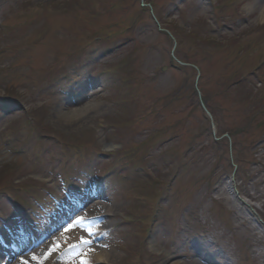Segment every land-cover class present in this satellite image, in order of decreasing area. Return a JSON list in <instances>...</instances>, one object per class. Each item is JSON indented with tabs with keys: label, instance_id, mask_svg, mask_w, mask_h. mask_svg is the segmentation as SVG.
Instances as JSON below:
<instances>
[{
	"label": "rangeland",
	"instance_id": "rangeland-1",
	"mask_svg": "<svg viewBox=\"0 0 264 264\" xmlns=\"http://www.w3.org/2000/svg\"><path fill=\"white\" fill-rule=\"evenodd\" d=\"M142 2L0 0L4 260L264 264V0Z\"/></svg>",
	"mask_w": 264,
	"mask_h": 264
},
{
	"label": "bare ground",
	"instance_id": "bare-ground-1",
	"mask_svg": "<svg viewBox=\"0 0 264 264\" xmlns=\"http://www.w3.org/2000/svg\"><path fill=\"white\" fill-rule=\"evenodd\" d=\"M259 4L260 3H262V0H259V2H258ZM260 16H261V18H264V7L261 9V12H260ZM78 114H76V115H74V116H72L70 119H69V122H76V120H78L80 117H82V115L85 113V111L84 112H77ZM95 209L97 210V205L96 206H94V209L91 207L90 209H89V214L90 215H92V216H95V215H97L96 213L97 212H99V211H97V212H95ZM77 233V232H76ZM75 233V235L77 236V234ZM71 236L72 237H75L73 234H71ZM56 239V238H55ZM57 240V241H56ZM55 241H54V243H52L53 242V240H51V241H49V242H47V244H46V247H48V249H51L53 246H55V244L57 243V242H59L60 240H62V241H64L65 240V238H64V236L62 237H60V238H58V239H56ZM52 243V244H51ZM45 250L46 248H41L40 249V251H42V250ZM89 255H90V257L91 258H93V259H95L97 262H107V261H109V254L107 253V252H105V251H102V250H96V249H89L88 250V252H87ZM14 260V261H13ZM20 261V260H19ZM18 259H13V257L12 256H10V257H8V259L6 260H4L3 258H1V255H0V264H11V263H15V264H19L18 262Z\"/></svg>",
	"mask_w": 264,
	"mask_h": 264
},
{
	"label": "trees",
	"instance_id": "trees-1",
	"mask_svg": "<svg viewBox=\"0 0 264 264\" xmlns=\"http://www.w3.org/2000/svg\"><path fill=\"white\" fill-rule=\"evenodd\" d=\"M157 20L160 21V17H157ZM251 99H252V97L248 94H245L242 97L241 101H242V103L245 104V107H242L244 111L243 110L242 111L246 115L247 120L251 119L249 122H251L252 120H255L256 125L258 127H264V109L261 112H258V109L255 106L253 107V105H252V107H253L252 108L250 106V104H252ZM254 114H255V116L253 117ZM258 117H261V119H259ZM225 133H227L232 138L234 137V133L231 132V130L222 132V134H225ZM238 160L240 161V159L237 157V164L235 163L236 165L239 164Z\"/></svg>",
	"mask_w": 264,
	"mask_h": 264
},
{
	"label": "snow or ice",
	"instance_id": "snow-or-ice-1",
	"mask_svg": "<svg viewBox=\"0 0 264 264\" xmlns=\"http://www.w3.org/2000/svg\"><path fill=\"white\" fill-rule=\"evenodd\" d=\"M81 221H76V223H80ZM65 231H68L69 229H64ZM89 235H92V233L91 232H89ZM81 243H85V244H90L91 242L90 241H87V240H82L81 241ZM33 259H35V258H33ZM21 264H26V262H21ZM81 264H86V262H81Z\"/></svg>",
	"mask_w": 264,
	"mask_h": 264
}]
</instances>
